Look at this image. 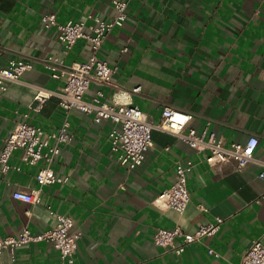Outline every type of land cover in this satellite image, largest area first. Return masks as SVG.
<instances>
[{
  "label": "crops",
  "instance_id": "obj_1",
  "mask_svg": "<svg viewBox=\"0 0 264 264\" xmlns=\"http://www.w3.org/2000/svg\"><path fill=\"white\" fill-rule=\"evenodd\" d=\"M112 0H0V64L23 59L33 67L19 81L0 89V150L4 139L29 113L28 121L45 132L66 118L73 134L49 165L66 181L40 186L36 180L45 160L27 164L24 151L12 152L10 168L0 171V236L17 235L24 227L36 234L53 223L55 213L73 219L80 231L72 264H240L253 239L264 245V0H126L127 17L113 27L98 52L117 70L114 85L131 91L128 101L155 123L166 106L191 114L184 131L213 132L225 146L257 137L254 159L238 171L231 161L208 164L207 151L197 152L173 133L152 129V145L141 165H120L110 148L109 121L92 114L66 113L57 94L63 79L43 67L48 55L65 64L85 61L90 43L78 39L62 53L57 30L40 18L55 14L58 23L91 13L115 15ZM127 47L126 51H121ZM107 98L112 89L92 82ZM50 92L34 108L38 90ZM32 105V106H31ZM29 107V108H28ZM191 160L186 175L189 200L182 214L160 207L153 199L175 179L178 162ZM40 189L39 203L12 198L16 189ZM26 211H29L26 213ZM222 218L216 233L185 246L181 253L155 245L157 228L178 226L192 233L200 224ZM182 241L176 238V243ZM212 249L213 253H209ZM3 259L10 261L3 252ZM11 264H67L48 241L22 244Z\"/></svg>",
  "mask_w": 264,
  "mask_h": 264
},
{
  "label": "built area",
  "instance_id": "obj_2",
  "mask_svg": "<svg viewBox=\"0 0 264 264\" xmlns=\"http://www.w3.org/2000/svg\"><path fill=\"white\" fill-rule=\"evenodd\" d=\"M115 15L111 19H103L94 14H87L76 21L58 23L55 14L44 13L40 20L45 27H55L57 40L62 46V53L66 54L78 39L90 43L91 53L83 62L65 64L61 56L48 55L42 59L43 67L55 79H63V86L58 96L59 106L68 113L71 109L92 114L93 121H109L111 128L107 138L110 148L116 155V161L128 169H134L142 164L148 148L152 145L151 131L159 129L173 133L181 141L197 152L207 151L205 161L212 165L219 162L231 161L236 170H243L254 159V150L257 137L251 135L243 143L233 142L225 146L220 137L213 132L198 133L194 128L184 131L185 125L191 119V114L166 106L162 109L158 122H151L146 115L128 101L130 92H138L137 86L131 91L124 90L112 82L116 66H110L106 61L99 59L98 52L108 32L115 26H121L127 17L126 0H112ZM123 47L121 51H126ZM33 67L32 63L23 59H9L6 64H0V89L5 90L9 83L19 81L21 75ZM95 82L100 86H109L112 91L107 98L106 93L98 88L90 98H85V92L90 84ZM50 92L38 90L34 97V108L40 109ZM32 106V105H31ZM29 108V107H28ZM23 120L17 122L14 129L5 137L0 150V171L2 177L12 167L9 158L16 149L24 151L23 160L27 164H35L45 160L47 166L41 167L36 173V180L40 186L66 181V177L56 175L50 168L54 157L60 152V146L69 144L73 134L69 122L65 118L56 129L45 132L28 121V111L23 113ZM193 162L189 159L178 162L175 169L174 182L162 190L153 199V203L164 208H171L182 214L189 200L186 186V175L191 171ZM264 176V170L259 173ZM40 189L28 191L14 190L12 198L25 203H39ZM264 198V193L256 199ZM48 213L53 216V223L39 233H32L24 227L17 235L0 236V264H11L15 259V249L22 244L36 241H48L57 250L59 257L67 264H72L77 250L80 231H72L73 219L69 215L55 213L47 206ZM29 211H26L28 213ZM222 218L200 224L194 232L185 233L180 227L171 229L157 228L152 241L165 250L181 253L185 246L217 232ZM182 241L176 243V238ZM9 254V260L3 259V252ZM213 253L212 249H208ZM240 264H264V245L260 239H253L241 257Z\"/></svg>",
  "mask_w": 264,
  "mask_h": 264
}]
</instances>
